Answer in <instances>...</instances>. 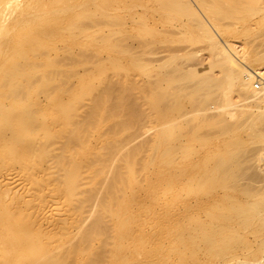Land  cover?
I'll list each match as a JSON object with an SVG mask.
<instances>
[{"label":"rangeland","instance_id":"374dc122","mask_svg":"<svg viewBox=\"0 0 264 264\" xmlns=\"http://www.w3.org/2000/svg\"><path fill=\"white\" fill-rule=\"evenodd\" d=\"M59 1L61 2V0ZM59 1H56L55 3L52 2L54 3L55 7L49 6L53 5L52 3L48 4L49 9L47 8L46 13L50 12V7L55 12L51 10L50 14L52 16L49 14L50 18L48 20L50 22H45L43 25L44 27L40 28V32L42 36L44 35V38L42 37L44 40V45L46 44V46H48L49 44H51L48 47H57L53 48L56 51H53L52 49V52L50 53L53 60L56 61V64L50 66L48 70V73L53 76V79L50 81V83H56L55 81L61 80L63 81L61 84L62 89L68 90L69 88L70 91L68 90V92H66L61 89V85L59 84L61 82H57V85L59 84L60 87H56L55 93H59V95L58 93H56V95L59 97V99L60 97L62 98L60 100H62L63 103H68L69 101L71 102V105L73 103L72 101H75V104L77 103V105H75L74 107L72 106V108H74L75 110L73 112L70 111L71 113H68L70 115H72L73 113V120L75 119V121L71 124V126H64L60 118L59 121L58 119H56V122L54 121L55 126L51 129V135L47 136V139H45L46 143L44 141L42 142L44 144L43 148L48 151V153L46 152V154L43 153L45 149H37L38 151L36 149H32V142L27 146L30 151L34 150V152H32L33 155L29 157H25V155L21 151L17 153V156H9V151L12 150L8 149L10 148V144L8 145V147H1L2 149L0 148V217H4V219H10L12 217L14 221L17 222L18 226L22 225L24 229L21 231L20 236H23L24 238L36 233L38 238L41 240V244L40 247H37L33 253L41 254L56 246L57 250L55 252L58 253V256L56 257H58L61 262L64 261L65 264H115V262L116 264H264V250L261 249V251L259 249L260 247H264H262V245L259 247V245L261 244L260 241L264 240L262 239V237H264V212L250 214L244 219V222L247 223V228H243V230L241 231L246 235V238L248 240L245 239L239 243L232 236L231 229V225L234 226V222L236 221L235 216L237 214V211L235 209H224L222 207L216 210L211 208L214 200L220 199L223 194H235V188H218L219 191L215 188L216 191L210 190L211 192L209 191L208 195L204 192H199L198 194L189 193L188 186L186 191L188 180L184 174L180 175L181 172L179 168L176 169L177 171L175 169H173V171H167L166 169H162L159 171L158 168L161 165H159L158 162L156 163V161H154L155 159L153 158V163H148L149 170L147 169V171H145L142 167V169H140L143 171L139 169L144 159L146 162L148 159L152 161L150 159L152 158V149H150L151 145L148 143L151 141L150 139L155 138L159 134H163L164 130L168 128L165 127L164 124H168L170 127H172V125H170L171 123H165V120L167 118L165 119L161 117V119L155 113L154 116H151L154 111H150L149 105H151L150 101H152L155 96L156 99L157 96L161 97L162 95L165 98V94L166 97L170 96L168 98L170 100L169 102H173L171 106L172 109H174L173 107L179 104L178 102H181L183 104V108L185 107L184 109L181 107L182 104L180 103V106H177L178 109H174V111L176 110L175 113H173L172 110V115H175L174 117L178 118H174L177 120V123L173 121L175 123H172L174 124L173 127L178 124V126L180 127V131L183 127L181 131L182 133L184 132V128L187 132L189 129V134H191V136L195 133V131L194 133H192L193 129L198 128L197 131H199V134L197 131L196 132L201 136L202 139H194L192 141L193 145L197 146L198 148L197 152L199 154L195 156L196 158H206V161L209 163V165H215L216 156L219 151L229 150V148H232L231 144L233 136L231 135H234L232 132H224L221 123L219 125L218 121H216L217 124H215L214 121L216 120V118H218L220 114L222 115V113H224L229 120H234L236 117H238L243 108L244 110H246L247 108V111L249 110L255 112H259L263 108H261L260 106L253 107V105H251L252 101L250 102L247 99L245 101L242 96H239L238 91L234 86L232 87V89L231 86L228 87L226 83H224L223 86L226 85L227 87L225 86L223 87V89L219 88L217 92L222 91L223 94L225 90V92H229L231 101L228 102V104L226 103L225 96L222 94V92L221 94L217 93L214 103L211 101L206 102L202 100L205 99V95L202 92L199 94L195 90H193L192 88L195 89V87H193V83L196 84V82L202 80L204 74L206 75L212 73L211 75H222V68L221 66L214 63V50L212 52V49L208 45L209 43L207 42V40L202 37V35L200 38L199 32L197 31V29H195L194 26L193 32L191 31V25L193 23L188 21L189 24H185L180 28H183L181 30L182 34L181 32H177L175 33L176 36L174 35L172 28H176L174 31H177L178 28L174 25H176L177 22L178 24H181V22L179 21L181 19V21H183L185 18H180V14L176 15L175 13V19L172 20V18H174V12L170 14L171 16L168 14L170 16L168 17V15L165 14V11L162 8L160 9L159 0H70L74 1L71 3H68L67 0H62V3H59ZM224 1L225 2H223V7L230 10V14H232L231 18L229 19H233L231 21L235 22H232L231 25L229 24L230 27H228L229 25L226 24L228 30L224 29L225 31H222V33L224 34L222 35L221 40H229V43H231L233 46V48H231L233 54H238V57L243 61L245 59L248 60L247 62L245 60V62L249 64L252 69L260 72L259 74H264V60H262L264 58H259V60L257 59V61L255 59L254 61H250L252 60L251 56L257 53V55L263 53L262 57H264V0ZM36 3L37 1H35V4ZM63 3H65V5L61 6ZM220 3H222V0L220 1ZM78 12H81L82 14H77ZM102 12L103 14H101ZM52 13H55V16ZM45 15L47 16L48 14ZM56 16L58 17L54 20L53 18H55ZM167 17L168 20H166ZM57 19L59 20L57 21ZM229 19L225 20L230 23ZM143 22L145 23V26L143 25ZM160 22L162 23L160 24ZM73 23L74 27H71L73 28L72 31L71 29H69L70 31H67V27ZM157 25L160 29H165L166 27V31L164 32L161 29L162 32L160 33V35H154V32L149 33L150 27H154ZM54 26H56V28L59 26V29L56 30L55 28L54 30ZM45 27L47 30L45 29ZM145 27L148 28L146 29ZM169 27L172 30L170 32H173L172 34L168 32V30L170 29L167 28ZM45 31L47 36H45ZM145 31L147 34H149H143L145 33ZM184 31L188 35L184 33ZM48 32L53 33L50 34ZM55 35H57L58 37ZM150 35L152 37L154 35L155 37L152 38ZM48 37H51L52 42L49 41L50 39ZM189 37L191 40L189 39ZM62 38L64 41L62 40ZM162 38L170 39L163 40ZM160 39L161 41L163 40L164 43L160 42ZM170 40H175V42H178L173 43V41H171V44ZM188 40H190V42L192 43L189 42V44L188 42H185ZM142 41H145L146 43ZM149 41L155 42L156 44ZM147 42L149 43L147 44ZM139 43L141 47L144 46V48H150V50L148 49L147 51H145L146 49L138 46ZM150 43L152 44L153 48L151 45L149 47ZM167 43L168 45L171 44V46L174 45L173 49H175V51L172 50L171 46H169L171 47V49L169 50ZM158 45L160 48L158 47ZM161 45L165 46V48L167 47L165 50L166 56L175 54L174 58L170 61L171 64L168 63L169 65H167L166 67L172 68L173 64L175 65V67L176 64L180 65H177V68L179 67V69H177V73H175L176 69L174 68V74L172 72L171 77L173 78L177 74H179L175 77L176 79L174 78V83L179 82L184 85L186 83V86H184V88L186 87L185 90H182V97L180 96V91L179 96L177 94V97L175 96V98H171L175 95V92H172L173 90H170V87H172V85L170 86L165 83V85L163 83L162 85L164 87L168 86L167 89L171 91V94H168V92L166 93L167 89L165 87V89L162 88V90L164 89V93L162 92V94L160 93L161 90L159 92L156 90V92L160 93L161 95L154 94L155 96H149L152 91L146 81L148 80V76H145L146 74H143L144 76L141 73L140 75L142 76L138 74L139 72H141L137 69L138 51H143L144 49V52H142L144 54L139 53L143 55V58L147 57L148 54L151 55L154 52L158 54V57H163L165 56V51L161 52V49L164 50L165 48H162ZM183 46L184 48L183 50H181ZM176 48H178V50ZM151 49L153 52L151 51ZM153 49L156 50L154 51ZM233 49H235L236 51ZM34 50L37 51V49ZM145 52L148 53L146 54ZM176 53L180 56H177ZM183 53H185V56H191L190 58L186 56V62L184 60L185 56L183 55ZM157 54L155 58H158ZM150 55L147 58L153 60L154 57L151 58ZM234 56L236 55L234 54ZM181 57L183 59L182 62L180 61ZM188 58L191 60H188ZM147 60L145 61L147 62ZM164 69L165 68H157L156 71H152V73L154 75L155 72L158 73L159 70L161 72ZM181 69L182 71L179 72V70ZM184 69L186 74L188 70L196 71L197 74L200 72L199 70H201L203 74H199L202 77L200 78L199 75L195 74V81L193 80V76L191 78L188 77L189 79H187V75L185 74ZM83 72V76H85V72H88L84 80L81 79L82 77L79 78L81 76L80 74ZM183 75L186 76V78L182 81L180 80L181 82L178 81V78H180V76L182 77ZM74 76L75 78H73ZM184 76L182 78H184ZM86 79H89V81L91 79L89 84L91 82H93V84L91 83L88 87H85L83 83H85ZM68 85H70L71 88ZM72 85H74V88L72 87ZM82 85H84V88L87 91H89L88 89L90 88V90H92V94H88L87 96L85 95V97H83L84 95L81 96L80 94L84 93V91L83 93H81L80 88L82 87ZM139 85H142L144 89L139 87ZM162 85H160V87ZM188 85H190V87ZM76 87H78V89ZM180 88L181 87L179 86V90ZM71 89L73 91H71ZM146 89H149L150 92L148 90V92L145 91ZM44 91L45 88L38 87L37 89H33L30 91V97L34 100L40 99L41 101H43L45 99ZM190 91H194L197 95H195L194 97V92H192V96L195 99H193L192 96H189L188 93H190ZM70 92H73V97H71L72 95L69 94ZM144 92L146 93L144 94ZM67 93L69 96L67 95ZM77 93L79 96H74ZM187 94L188 96H186ZM65 95H67L66 97L68 98V101ZM70 97L71 100L73 98L72 101L70 100ZM150 97H152V100ZM160 99H162V97ZM190 101H197L198 103H200L199 105L202 104V106L198 105L199 107L197 108H195V106L194 111L193 109H191V106H193V104ZM201 101H203V103H201ZM167 102L168 101L166 100L164 103L166 104ZM164 103L162 104L165 105ZM167 106H170V103ZM258 107H260V110H258ZM187 108L191 109L193 112L191 110H188ZM186 109L188 111H186ZM176 112H178V114H176ZM149 113H151V115ZM184 113L186 114L184 115ZM180 115L183 116V119L187 117L186 122H188V124L184 122L185 120L180 118ZM45 116L47 117V121L52 126V112L48 111ZM191 116L193 118L188 120V118H190ZM168 118H171V115H169ZM85 119L88 120V122L84 121ZM162 120L164 122H162L163 125H161L165 127L164 129L162 126L160 127L159 123ZM204 120H206V122ZM153 121L154 124L151 123ZM209 121L211 125L209 124ZM184 124L186 125V127ZM154 125L159 126L160 128L158 129H161L162 131L160 130V132ZM178 128H176V131L179 132ZM141 130H145L147 132H142ZM250 131L251 130L247 128L245 131H243V133L246 136ZM40 132L42 135L40 134ZM42 132L43 131L38 130L35 137L39 136L37 139L42 137L45 131L43 133ZM153 134H156V136ZM134 136L137 137L135 138ZM149 137L151 138L149 139ZM112 140H116V143H114L113 145L110 144L111 146L107 147L108 143H113ZM144 140L147 141V143L149 144L148 146H146L147 143ZM119 142L120 144H122L121 146L126 145L124 146L125 148L121 147ZM141 142H143V147L146 144V148L144 147L145 150H143L145 151V154H143V151L141 150V153L143 154L142 157L144 158L143 160H140L142 157L138 159L139 162L141 161V164H139L138 162L139 165H137V188L133 191L134 197H132V200L134 199V201L131 200V207L135 213L137 225L134 227L132 234L122 236V240L125 241V245L122 249H117L115 241L117 235L113 230V220L107 217V215H105L107 214L106 211L97 205L107 198L108 191L113 184L115 173L119 170L121 171V163L124 154H126L127 150L135 148V146L141 147ZM227 142H230L231 144H228ZM126 143H128V145ZM67 145H73L72 149H79L83 153V155L77 158L79 160H82L81 162L84 163L85 167L83 168L85 171H82L85 172V174H83V172L82 174L85 176L83 179H80V181L82 180V185L80 184L82 190H80L81 192L78 190L80 193L78 192L79 194L76 195V197L78 196L77 198L79 199V197L82 198L83 196H87L88 198V196L90 195L91 197L92 194V196L94 197H91L92 200L89 197V202L85 201L86 198H82L87 204L89 203V206H86V203L84 201H82L81 204V199H76L77 201H79L78 203L81 206L76 202V200H73L72 203L75 201V204H72L70 201L71 199L68 197V195L66 194L67 197L65 196L63 189L59 190V176L57 177L56 173L60 174V172L54 173L55 168L53 158L54 155L56 156L58 153L63 154V156L65 157H68L69 153H65L64 151L65 148L70 147ZM80 146H83V149H80ZM118 147H120V149ZM143 147H141V149H143ZM6 148L9 151L6 150ZM59 148H64V150L62 151V149ZM138 149L140 150V148ZM243 149L244 151H241L237 154L236 160L230 158L226 162V166H230L231 168L234 167L237 170L230 176L227 175L225 171L218 172L217 175L220 174L219 176L221 177L229 178L227 179L230 181L229 186H234V184H237L236 177L238 175L242 174L244 171L251 172L252 177L255 178H252L251 182L253 197L249 198L250 200L264 202V139L259 138L254 140H247V142L243 146ZM146 150L149 152H146ZM2 151H4V154ZM139 152L137 151V153ZM153 152L156 151L153 150ZM146 153L149 156H147ZM155 155H157V153ZM106 156H110L108 157L110 160H107ZM104 158L106 159L108 164H105L106 161ZM89 159L92 160L90 161L92 163L90 165L87 164V161H89ZM102 160H104L103 163L106 167L104 166V164L102 165ZM149 164L151 165L149 166ZM87 165L88 167H86ZM154 166H156V168ZM101 167H105L104 170H102L99 175L95 176V173L99 172V170H101ZM150 169L153 171H151ZM157 173L160 175H158ZM166 181L169 185V188L167 184V187L165 186V184H163ZM182 181H184L185 183H182ZM246 183H248L247 178H243L239 185L243 186ZM162 185H164V187ZM93 186L97 188L94 187V189ZM88 188L91 189V191ZM85 189L89 190L91 193L88 192L89 194H87ZM173 197L175 198L174 200L172 199ZM241 198L243 199L244 197L241 196ZM88 199L86 200L88 201ZM226 203H228V199L225 204ZM82 208L84 209L82 210ZM213 211L216 214L214 216H212L211 214ZM99 215H104L103 217H106L103 220L101 219L102 217L98 218ZM95 218L96 220L94 221ZM98 219H101L104 223H101L100 221L98 225ZM93 222L95 223L93 224ZM95 225H98V228L100 229L102 228V234L96 233V231H94L92 227L96 228L97 226L95 227ZM89 227L93 230H91ZM211 227H213L217 232L218 230H223V235L221 237L227 235L228 238L226 237V239L221 241V239L216 240L214 238L217 236V234L212 237L204 236L203 232L205 230L208 231ZM6 229V226L0 225V232L5 233ZM89 229L91 231H89ZM86 230L88 231V233H91L92 231L93 232L90 236H86L85 234L86 239H84L85 236L83 237V235L87 232ZM218 237L220 238V236ZM248 241L250 242L253 249L256 250L257 248L254 247H259L256 252L257 254L255 252H253L255 253V255L253 253L250 254L249 249L248 251L247 249H242L240 251L237 250V246L240 245L243 247V245H246ZM238 243L239 245H237ZM258 250H260L261 253H259Z\"/></svg>","mask_w":264,"mask_h":264},{"label":"bare ground","instance_id":"6f19581e","mask_svg":"<svg viewBox=\"0 0 264 264\" xmlns=\"http://www.w3.org/2000/svg\"><path fill=\"white\" fill-rule=\"evenodd\" d=\"M35 1H37L36 4H35ZM56 1H59V0H44V1L43 0H0V148L1 147H8V145L10 144V148H8V149L9 150L12 149V150L9 151L6 148V150H8L10 152V154H8L9 156H14V155L17 156L18 155L17 153L20 151L25 155V157H29V156L33 155L32 152H34V150L30 151L29 148L27 147L28 144H31V142L34 146V147L31 146L32 149H36V150L37 149L38 150L45 149V148H43L44 144L42 142L43 141L45 142L46 141L45 139H47V136L51 135V132H52L51 129L55 126L54 123L56 122V119H58V121H59V118H60L62 120V123L64 126H71V124L75 121V119L73 120V113H72V115L68 114V113H71L75 110L74 108H72V106L74 107L75 105H77V103L76 104L74 103L75 101H72L73 98L71 100V97H73V95H72L73 92L69 93L70 95H72L70 97V100L73 102L72 105H71L70 101H69L70 103L69 102L63 103L62 100H60L62 98L60 97V99H59V97L56 95V93H58V92L55 93L56 87L57 86L60 87V85L62 84L63 81H61V80L55 81L54 80L56 83H53V82L50 83V81L53 79V76L48 73V70H49L50 66L56 64V61L53 60L50 53L52 52L53 48H57V47L56 46L55 47H48L51 44H49L48 46H46V44L44 45L43 44L44 35L42 36L41 32H40V28L44 27L43 26L44 23L49 20L50 15H51L50 14L51 10L54 11L50 7V10H49L50 12L46 13L47 8H48V4H51L52 2L55 3ZM103 1H106V0H103ZM220 1L221 0H159L160 9L162 8L165 11L166 15H168V14L170 15L171 13L174 12L173 15L175 13H176V15L180 14L179 15L180 18L181 17L183 19L185 18L183 21H181L182 19L179 21V22H181V24H178L177 21H174V22H177V24L174 26H176L179 30V31L178 30L174 31L176 28H172L174 35L177 32H181V34H182L181 30L183 28L182 29H180V28L182 26H184L185 24L186 25L189 24V22L193 23L192 25L190 24L192 26L191 31L193 32V29L195 27V29H197V31L199 32L200 38L202 35V37H204L207 40V42L209 43L208 45L212 49V52L214 50L213 53L215 55L214 56L215 62L214 61L213 62L215 64L221 66V68H222L221 69L222 75H220V76H217L215 74L211 75L212 73L206 74V75L204 74L203 75L204 77L202 78V80H200L199 82H196V84L193 83L195 85V86L193 85V87H195V89L194 88H192V89L195 90L199 94L202 92L205 95V99H202V100L206 101V102L211 101L214 103L215 99H216L215 96L217 95V93L221 94V92H222L221 90H219L221 92H217L219 88L223 89V87H225L226 85L228 87L231 86V88L234 86L237 89L239 96L240 97L242 96L245 99V101H246V99L249 100L250 102L252 101L251 105H253V107L254 106H260L263 109L260 110L259 109L260 107H258V110H260V111L255 112V111H249V110L247 111V108H246V110H244V108H243L241 110V113H240L241 115L239 114L240 117L238 115V117H236L234 120H229L225 116L224 113H222V115L220 114L219 117L217 115L218 118H216L214 123L217 124L216 121H218L219 125L221 123L222 129L224 132H232L234 134V135H231V136H233L232 144L230 143L231 141L229 143L227 142L228 144L232 145V148H229V150L219 151L217 153V156H216L215 165H209V163L206 161V158H201V157L196 158L197 154H199L197 152L198 148H197V146L193 145L192 141L194 139L195 140L202 139L201 136L198 135L199 134V131H197L198 128H196V129L194 128L195 130L193 129V132L191 131L192 133H194V131H195V133L192 134V136H191V134H189L190 133L189 129L187 132V131H185V128H184V132L182 133L181 131H182L183 127L181 128V131H180V127L178 126V124L175 125V127L176 126L179 127V128L176 127V128H178L179 132L176 131L175 127H173V125L175 123H177L176 119H178V118L174 117L175 115L174 116L172 115V110H173V113H175V111L178 109L177 106H180L179 104L181 102H178L179 104L176 103L177 106L174 105L175 107H173V108L176 109L174 111V109L171 108L173 102L172 101L169 102L170 100L168 97H170V96L166 97V94H165V98L162 95L161 96L162 99H160L161 97H158V96L156 99V96L154 95V94L161 95L162 92L164 91L165 87L167 89L168 86L164 87L162 85V83L163 84L165 83V84L170 85V86L172 85V87H173V88L170 87V90L171 91L173 90L172 92H175V95L174 96L171 95L172 96L171 98H173V97L175 98V96L177 97V94L179 96L180 91H181L180 96L182 97V94H183L182 90H185L186 87L184 88V86H186V83H185V85L181 84L179 82H178L179 84L174 83V81H175L174 78L176 76H178L179 74H177L173 78L171 77L172 72L174 74L173 70L176 69L175 73H177V69H179V67L177 68L178 64H176V67L173 63H172L173 67L170 66L172 68L166 67L167 65H169L168 63L171 64L170 61L174 58L175 54H171V55L166 56L165 50L167 47L165 48V46L161 45L162 48L163 47L165 48L164 50L161 49V52L165 51V53H164L165 56L158 57V54L156 52H154L152 54L156 53L158 58H155L156 54L155 55L148 54L147 57H149V55H150L151 58L154 57L153 60L148 59L147 57L143 58L142 54H144V53H142V52H144V49H146L145 51H147L148 49L150 50V48H144V46L141 47V45L139 43L138 46L141 48H144V49H143V51H138V53H137V69L141 71L138 74L140 75V73H141L142 75L146 74L145 76H148V78H147L148 80H146V81H147V84L149 85V87L152 91L149 94V96L150 95L155 96L153 98V100H152V97H150L152 101H150L151 105H149V108H150V111L153 110L154 112L152 115H151V113H149V114L151 116H154V113H155L159 118H161V117L165 118V119L167 118L165 120V123L166 124L168 122L171 123L170 125H172V127H170L168 124L167 125L164 124V126L168 127V128H166L164 130L163 134L158 135V133H157L158 136H156V134H153L156 136V137L154 136L155 138L149 137V139L151 138L150 139L151 141L148 143L151 145L150 149H152V155L154 153L153 156L156 157L155 158L151 155L152 158H150V159L152 161H150L148 159L149 162H148V160L146 162L144 159L142 164H141V161L140 162L138 161V159H140L142 157V155L145 154V151H143V150H145L144 147L146 144L143 147V142L140 143V144H142L141 147H143V149H141L140 146L139 147L135 146V148L127 150L126 154H124V156L122 158L121 171L119 170L115 173V175H114L115 177L113 178L114 179L113 184L111 185L110 190L108 191L107 198L105 200H103L102 202H100L101 205H100V203H98V205H97L106 211L107 214H105V215H107V217H109L110 219L113 220V222H112V223H114L113 224V230L115 231V233L117 235V238L115 239L117 249H122L125 245V241L122 240V236L132 234L134 227L137 225L135 213L131 207V204H132L131 200H132V197H134L133 191L137 188V180H136V174H137V170H138L137 165L141 164L140 167L138 166L139 169L142 167L143 170L147 171L148 163H151V162L153 163V158L155 159L154 161H156V163L158 162V164L161 165L158 168L159 171L162 169H166L167 171L168 170L173 171V169L176 170L179 168L180 172H181V174L180 173L179 174L180 175L184 174L188 180V185H186V191H187V186H188V192L189 193H197L198 194L199 192H201V193L204 192L205 194L207 193V195H208L209 194L208 192L210 190L216 191V189H218V188L219 189L220 188L221 189L222 188H228V189H230V188L234 189L235 188L236 189L235 194H223V196L220 197V199L214 200L213 204L212 203H209V204H212L211 208H213L215 210L222 207L224 209H235L237 211V214L235 216L236 221L234 222V226L231 225V229H232V236L239 243L245 239L248 240L246 238V235L243 234L241 231V230H243V228H247V226H246L247 223L244 222V219L246 217H248L250 214L264 212V202H260L257 200H250V198H249V197H253L252 188H251V182H252L253 177L251 175L252 174L251 172L244 171L242 174L238 175L236 177V183L237 184H234V186H232V185L229 186L230 181L227 180L229 178L221 177V176H219L220 174L217 175L218 172L225 171L227 173V175L230 176L231 174H233L237 170L234 167L231 168L230 166H226V162L230 158L231 159L233 158V160H236L237 154L241 151H244L243 146L245 145L247 140H254V139H259V138L264 139V90L257 89L255 87V83H254V77H255L256 73H260V72L252 69L251 66H249V64L246 63L248 60H246L245 57H244V59L246 60V62H245V60L243 61L241 58H239L238 54L234 53L236 55V56H234V54L232 53V49H231V48H233V46L231 43H229V40L228 41H225L224 39H223V41L221 40L222 39L221 37L224 34V33H222V31L224 29L228 30L227 25H229V24L231 25L232 22H235V21H231L233 19H231V20L229 19V18H231L232 14H230L231 13L230 10L225 9V7H223V2H225V1L222 0V3H220ZM67 2L71 3L74 1L67 0ZM54 3H52L53 5H49V6H54ZM59 3H62V0H61V2L59 1ZM65 3H63L61 6L65 5ZM33 4H35V5H33ZM262 9H263V7H262ZM58 10H60V9H58ZM259 11H261V10H259ZM45 14H48V15L46 16ZM52 14H54V16H55V13H52ZM77 14H82V13L78 12ZM101 14H103V12ZM169 15H168V17L171 16V15L170 16ZM57 17L58 16H56L53 19L55 20ZM168 17L166 20H168ZM173 17L174 18L171 17L172 20L175 19V15ZM176 18H178V17H176ZM225 19L226 20L229 19L230 23L227 22ZM234 19H235V17H234ZM54 20H52V21H54ZM58 20L59 19H57V21ZM163 20H164V18H163ZM185 20H187V21H185ZM48 22H50V21H48ZM55 22H54V24H55ZM161 23L162 22H160V24ZM144 24L145 23L143 22V25ZM156 24H158V23H156ZM71 25L68 26L69 28L67 27V29H68L67 31H70L69 29H71V31H72L73 28H71V27H74L73 26L74 23ZM167 25H168V23H167ZM170 25H171V23H170ZM230 25L228 27H230ZM47 26H49V25H47ZM188 27H189V25H188ZM55 28H56V26H54V30H55ZM141 28H143V27H141ZM45 29H46V27H45ZM57 29H59V26L56 28V30ZM161 29L157 25L154 27H152V26L150 27V31H152V32H150L149 29H148V31H149V33L154 32V35H157V34L160 35V33L162 32ZM167 29H170V30H168V32L172 31L170 27ZM162 30L165 32L166 27H165V29L163 28ZM189 30H190V28H189ZM41 31H42V29H41ZM146 31H145V33H143V32L142 33L147 34ZM186 31H188V30H186ZM173 32H170V34H172ZM48 33H50V32H48ZM52 33H50V34H52ZM184 33H186V32L184 31ZM45 34H46V31H45ZM154 35H153V37L151 35L150 36L152 38H154L155 37ZM45 36H47V34ZM53 36H54V34H53ZM55 36H57V35H55ZM58 36H59V34H58ZM64 36H66V35H64ZM163 36H165V35H163ZM179 36H180V34H179ZM194 36H195V34H194ZM193 37H192V39H193ZM53 38H55V37H53ZM49 39H50L49 41L52 42L51 37ZM165 39L166 38H164L163 40H165ZM168 39H170V38H167L166 40H168ZM189 39H190V37H189ZM62 40H63V38H62ZM163 40L161 41V39H160L159 41L163 42ZM190 40L185 41V42L189 43ZM47 41H46V43H47ZM171 41H173V40H170V43H171ZM142 42H145V41H142ZM149 42H152V41H149ZM149 42H147V44ZM177 42L178 41L175 42V40L173 41V43H177ZM152 43L156 44L155 42H152ZM165 43H166V41H165ZM190 43H192V42H190ZM171 44L168 45V43H167L168 47L171 46ZM56 45H57V43H56ZM150 45L152 46L151 43L149 44V47H150ZM206 45H207V43H206ZM173 46L174 45L171 46L172 50L175 51V49H173L174 48ZM146 47H148V46H146ZM158 47H159V45H158ZM171 47H169L168 49L170 50ZM152 48H153V46H152ZM183 48H184V46L181 48V50H183ZM34 49H37V51ZM176 49L178 50V48H176ZM140 50H142V49H140ZM169 50H167V51H169ZM181 50H180V53H181ZM233 50H235V49H233ZM53 51H56V50L53 49ZM151 51H152V49H151ZM151 51H150V53H151ZM139 53H142V54H139ZM145 53L147 54L148 52H145ZM184 54L185 53H183V55ZM257 54H254L252 56L250 55L252 57L251 58L252 60H250V61H254V59L257 61V59L259 60V58L260 59L264 58V57H262L263 53H261L260 55H257ZM178 55L179 54H177V56ZM186 56L184 57L185 62L187 60L186 58L189 57V55L187 57ZM145 58H147L150 61H148ZM189 58H188V60H191ZM176 59H177V57H176ZM145 60H147V62ZM182 60L183 59L181 57L180 61L182 62ZM262 60H264V59H262ZM185 62H184V64H185ZM175 63H176V61H175ZM192 65H194V64H192ZM178 66H180V65H178ZM157 68L158 69L159 68L160 69L165 68V69L162 70L161 72L159 70L160 73L155 72L157 74L154 73V75H153L152 71H156ZM182 68H184V67H182ZM191 68H193V67H191ZM181 71H182V69L179 70V72H181ZM199 71H198L199 73H202L201 70H199ZM184 72H185V69H184ZM87 73L88 72H85V76ZM199 73L197 74L196 71H192V70H188L187 74L185 72V74L187 75V79H189L193 76V80H194V77L196 76L195 74L199 75L200 78L202 77ZM82 74L84 75V72L80 74L81 76L79 78L82 77L81 79L84 80L85 76H83ZM142 75H140V76H142ZM182 77L180 76V78H182ZM69 78H72V77H69ZM73 78H75V76ZM79 78H76V79H79ZM138 78H140V77H138ZM180 78H178L179 79L178 81L184 80L186 78V76H184V78H182V79H180ZM70 80H73V79H70ZM90 81H91V79H90ZM90 81H89V79L85 80V83H83L85 85V87H88L91 83L93 84V82H91L89 84ZM196 81H198V80H196ZM57 82L58 83L61 82V83H59L60 85L59 84L57 85ZM173 83H174V86H173ZM224 83H226V85L223 86ZM175 84L178 86H176ZM190 84H192V83H190ZM53 85H56V86H53ZM84 85H82V87L80 88L81 93H83V91H84V93H86V94H84V93L80 94L81 96L84 95L83 97H85V95L87 96L88 94L89 95L92 94V90H90V88L89 89L87 88L90 92L87 91L84 88ZM160 85H162L163 87L162 86L160 87ZM68 86H70V85H68ZM73 86L74 85H72V87ZM179 86L183 89L180 88V90H179ZM188 86L190 87V85H188ZM38 87L39 88H45V91H44V94H45L44 98L45 99L43 101H41L40 99L34 100L33 98L30 97V91L33 89H37ZM139 87L143 88L142 85L141 86L139 85ZM158 87H160V88H158ZM70 88H71V86H70ZM76 88L78 89V87H76ZM76 88H75V93H76ZM162 88H164V89L162 90ZM61 89H62V85H61ZM62 90H64V89H62ZM68 90H69V88H68ZM68 90L65 89L64 91L68 92ZM139 90H140V88H139ZM147 90L150 92L149 89H146L145 91H147ZM156 90L158 92L161 90V92H160L161 94L156 92ZM167 90H166V93L168 92V94L169 93L171 94V91L170 90L167 91ZM174 90H177V91H174ZM71 91H73V90L71 89ZM78 91H80V90H78ZM225 91H224V94H223V92H222V94L225 96L226 103L228 104V102H230L231 100L229 97V92H225ZM66 92H64V93H66ZM87 92H89V93H87ZM176 92H178V93H176ZM192 92H194V91H192ZM192 92L190 91V93H188L189 96H192ZM62 93H63V91H62ZM78 93L74 96H76V97L79 96ZM145 93L146 92H144V94ZM184 93H187V92H184ZM188 94L186 96H188ZM58 95H59V93H58ZM67 95H68V93H67ZM67 95H65V97ZM141 95H142V93H141ZM141 95H140V97H141ZM193 95L195 97V95H196L195 92L193 93ZM194 97H193V99H195ZM163 98H164V100H163ZM66 99L68 101L67 97H66ZM179 99H178V101H179ZM162 100H163V102H162ZM166 100L168 101L166 104L168 105L170 103V106H167L164 103ZM198 101H200V100H198ZM203 101H201V103H203ZM190 102H192V101H190ZM162 103H164L165 105H163ZM192 104H193V106H191V109H193L194 111H195V108L202 106V104L199 105L200 103H198L197 101L196 102L193 101ZM224 104H225V102H224ZM181 107L183 108V104L181 105ZM255 108H257V107H255ZM70 109H73V110H70ZM183 109H181V110H183ZM187 109H186V111L191 110V109H188V110ZM196 110H198V109H196ZM251 110H252V108H251ZM48 111L52 112V114H53L52 126L47 121V117L45 116V114ZM176 114H178V112H176ZM185 114L186 113H184V115ZM188 114H190V113H188ZM169 115H171V118H168ZM89 117H91V116H89ZM182 117L183 116H181L180 118H182ZM174 118H176V119H174ZM191 118H193V117L191 116L190 118H188V120ZM208 118H209V116H208ZM163 120L161 122H159L160 127L163 125L162 124V122H164ZM183 120H185L184 122L188 124V122H186L187 117L184 118ZM84 121L88 122V120H86V119ZM204 121L206 122V120H204ZM86 122H85V124H86ZM62 123H60V124H62ZM151 123L154 124V121ZM155 123H156V120H155ZM172 123H174V124H172ZM179 124H181V123H179ZM209 124L211 125L210 121H209ZM157 125H159V124H157ZM164 126H162L163 129L165 128ZM155 127H157V129L160 128L159 126H155ZM185 127H186V125H185ZM151 128H153V127H151ZM247 128H249L251 131L248 132V134L245 136L243 131H245ZM149 129H146V130H149ZM34 130H35V132H34ZM36 130H37V132H38V130H41L43 132L45 131L44 133L42 132L43 136L40 137L39 139H37L39 136L35 137L37 135ZM158 130L160 131L161 129H158ZM143 131L147 132L145 130H143ZM196 131L198 132V134ZM142 132H140V133H142ZM140 133H138V134H140ZM40 134H41V132H40ZM33 135H34L35 139L33 138ZM134 137L136 138L137 136H134ZM112 141H113V143L112 142L108 143L107 147H110L111 146L110 144L113 145L114 143H116V140H112ZM144 141L147 143L146 140H144ZM120 142H119V144H120ZM130 142H131V140H130ZM148 143L146 146L149 145ZM126 144L128 145V143H126ZM121 145L122 144H120V146ZM67 146H70V145H67ZM72 146L73 145H71L70 147H67V148L64 147L65 150H64V148L63 149L59 148V149H62V151L64 150L65 153L68 152L69 153L68 157L63 156V154H60V153L57 154L56 153L57 155L56 156L54 155L55 159L53 158V160H54L53 163H54V168H55L54 173L60 172V174L56 173L57 177L59 176L58 177V182L60 183L59 190L63 189L65 196L67 194L68 197L71 199L70 200L71 203L73 200L78 199L77 198L78 196L76 197V195H78L81 192L80 190H82L81 189L82 187H80L82 185L81 184L82 180L80 181V179L81 178L83 179L85 176V175H83V174H85V172L82 171V170H84L83 167H85L84 163L81 162L82 160H79L77 158V157L83 155V153L79 149H72L73 148ZM124 146H126V145H123L121 147H124ZM118 148L120 149V147H118ZM124 148H122V149H124ZM138 148H140V150ZM59 149H56V150H59ZM80 149H83V146H80ZM141 150L143 151L142 152L143 154L141 153ZM148 150H149V148H148ZM153 150L156 152H153ZM137 151L138 152L140 151L139 152L140 154L137 153ZM2 152L4 154V151H2ZM46 152L48 153V151H46V149H45L43 153L46 154ZM146 152H149V151L146 150ZM38 153H40V152H38ZM156 153H157V155H155ZM5 154H7V153H5ZM137 154H138V156H137ZM139 155H141V156H139ZM146 155L149 156L147 153H146ZM110 156H108V157H110ZM108 157L106 158L107 160L109 159ZM143 158L144 157H142L140 160H143ZM106 159H105V161H106ZM111 160H112V157H111ZM90 161H92V160L89 159V161H87L88 165L92 164ZM103 161L104 160H102V162H101L102 165L104 164ZM138 162H139V164H138ZM105 164H108L107 161L105 162ZM105 164H104V166H105ZM88 165L86 167H88ZM150 165L151 164H149V166ZM154 167L156 168V166H154ZM104 168L101 167V170H99V172L95 173V176L99 175L102 172V170H104ZM143 170H141V171H143ZM151 171H153V170H151ZM82 172H83V174H82ZM164 173H163V175H164ZM176 173H178V172H176ZM158 175H160V174H158ZM161 175H162V173H161ZM166 176H167V173H166ZM260 176H262V175H260ZM243 178H247V180H248V183L243 185L244 187L239 185V183H241V180ZM158 179H159V177H158ZM171 180H172V178H171ZM260 181H261V179H260ZM183 182L184 181H182V183ZM163 184H165V186L167 184V186L169 188L167 181L164 182ZM162 186L164 187V185H162ZM94 187L95 186H93V188ZM95 188H97V187H95ZM94 189H93V192H94ZM219 189H218V191H219ZM89 190L91 191V189H89ZM89 190H86L87 194H89L88 193V192H90ZM164 191H166V190H164ZM171 191H172V189H171ZM215 191H214V193H215ZM87 194H85V195H87ZM194 195H196V194H194ZM179 196H181V195H179ZM187 196H189V195H187ZM241 196L244 197L245 199L244 198L242 199ZM89 197H90V195L88 196V198ZM91 197H94V196H92V194H91ZM175 197H176V195H175ZM82 198L79 197V199H81V202H80L81 204H82V201H84ZM84 198L88 199L87 196H85ZM90 198L88 199V201L85 199V201L89 202ZM184 198H185V196H184ZM172 199L174 200L175 198L173 197ZM227 199H228V203H230V204H228V203L225 204ZM91 200H92V198H91ZM192 200H194V199H192ZM132 201H134V199ZM76 202L78 203L79 201L76 200ZM73 203L75 204V201ZM192 203H190V204H192ZM86 206H89V203L88 204L86 203ZM91 207H90V209H91ZM84 208H82V210ZM94 211H95V209H94ZM88 212H90V211H88ZM211 214H212V216L216 215L214 211ZM99 216H98V218L102 217L101 219H103V220L106 217V216L103 217L104 215L103 216L99 215ZM84 217H82V218H84ZM3 219H4V217H0V225L6 226L7 229H6L5 233L0 232V264H62V263H64V261L61 262V260L58 259V257H56V256H58V253L55 252L57 250L56 246H54L52 249L47 250L41 254L33 253L34 250L37 247H40V244H41V240L38 238L36 233L29 235L28 237L24 238L23 236H20L21 231L24 229L22 225L18 226L17 222L14 221V219L12 217L10 219H8V218H6L4 220ZM101 219L100 220L98 219V223H97L98 225H99L100 221H101V223H104ZM174 219H175V217H174ZM95 220H96V218L94 219V221ZM94 223L95 222H93V224ZM98 225H95V227L97 226L96 228H94V227H92V228L94 229V231H96V233L102 234L103 233V231H101L102 228L101 229L98 228L99 227ZM92 228H90V229L93 230ZM90 229H89V231H91ZM91 233H88V231H87L86 233H84L83 237L85 236V234H86V236L87 235L90 236V235H92ZM215 234H217V236L214 237L216 240L221 239V241H223L227 237V235H225L224 237H221L223 235V230H218V232H217L216 230H214L213 227H211L208 231L205 230L203 232V235L206 237H212V236H215ZM86 236L84 237V239H86ZM218 236H220V238ZM262 239H264V237H262ZM260 242H261V244L260 245L258 244L259 247L261 245L263 247L264 246V240H262ZM239 243L237 245H239ZM250 247H251V244L248 241V243L246 245H243V247L239 245L236 248L238 251H240L242 249H244V250L247 249V251H248V249H249L250 254H252L253 252L256 253L257 249L259 248V247H254V248H257L255 250L252 247L251 248ZM263 248L260 247L259 249L264 250ZM260 250H258L259 253H261V251H262V250L261 251ZM116 253H118V252H116ZM255 253H253V254L255 255ZM115 264H116V262H115Z\"/></svg>","mask_w":264,"mask_h":264},{"label":"built area","instance_id":"2783aa9c","mask_svg":"<svg viewBox=\"0 0 264 264\" xmlns=\"http://www.w3.org/2000/svg\"><path fill=\"white\" fill-rule=\"evenodd\" d=\"M254 83L257 89L264 90V74L256 73Z\"/></svg>","mask_w":264,"mask_h":264}]
</instances>
